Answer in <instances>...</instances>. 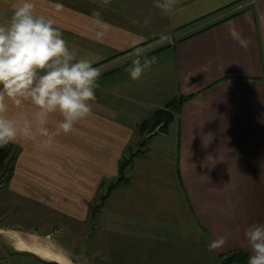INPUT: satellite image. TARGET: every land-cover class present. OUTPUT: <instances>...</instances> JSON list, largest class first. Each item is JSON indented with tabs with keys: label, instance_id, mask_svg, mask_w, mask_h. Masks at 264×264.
Masks as SVG:
<instances>
[{
	"label": "crops",
	"instance_id": "obj_1",
	"mask_svg": "<svg viewBox=\"0 0 264 264\" xmlns=\"http://www.w3.org/2000/svg\"><path fill=\"white\" fill-rule=\"evenodd\" d=\"M34 2V11L55 21L70 48L96 58L95 66L105 71L92 114L71 133L12 143V159L0 167V216L10 209L25 215L30 201L62 215L63 202L72 201L68 214L88 217L87 202L117 177L120 159L142 138L138 124L168 101L190 96L167 131L149 137L145 151L126 168L127 179L107 198L117 194L114 214L127 216L121 206L133 208L142 224L134 230L120 222L109 231L105 220L104 248L114 256L124 234L126 248L166 243L173 250L166 259L150 263L144 257L136 264H190L187 248L195 231L194 245L213 263L233 249L249 254L244 230L264 223V0H177L168 14L153 0ZM17 3L0 0V24H7ZM93 10L107 24L103 42L95 39L100 28ZM204 16L209 17L176 30ZM137 41L154 63L133 81L128 67ZM32 111L13 105L8 115L22 118ZM59 119L50 115L49 127ZM160 223L168 229L159 230ZM11 232L27 229L0 220V264H43L30 259V243ZM221 235H227L226 244L209 251L208 243Z\"/></svg>",
	"mask_w": 264,
	"mask_h": 264
},
{
	"label": "clouds",
	"instance_id": "obj_2",
	"mask_svg": "<svg viewBox=\"0 0 264 264\" xmlns=\"http://www.w3.org/2000/svg\"><path fill=\"white\" fill-rule=\"evenodd\" d=\"M110 2L103 0L105 5ZM153 3L168 14L177 0ZM34 9V0H19L7 24H0V148L20 138L50 140L61 133L69 134L77 122L92 114V102L96 100L95 90L102 75L101 68L95 66L97 59L80 56L76 48L68 46L55 21ZM92 19L100 28L95 39L103 42L107 24L98 10H93ZM139 43L131 45L128 74L133 81L154 63V59L146 58V49ZM13 105H28L34 111L30 116L11 117L8 112ZM52 114L61 118L54 128L49 127ZM244 237L250 249L247 264H264V223L249 225ZM227 239V235H221L211 240L208 250L223 247Z\"/></svg>",
	"mask_w": 264,
	"mask_h": 264
},
{
	"label": "rangeland",
	"instance_id": "obj_3",
	"mask_svg": "<svg viewBox=\"0 0 264 264\" xmlns=\"http://www.w3.org/2000/svg\"><path fill=\"white\" fill-rule=\"evenodd\" d=\"M104 71L102 70V72ZM106 185L107 184H104V188L96 192L92 200L87 202V205L98 203L99 197L106 190ZM145 187L151 190L150 185H145ZM116 197L117 194L113 195L108 200L106 199L107 202L105 201V205L96 217L91 219L89 217L83 218L82 216L76 219V217L68 214L71 213L75 205V202L72 201L63 202L62 211H64V213L62 215H59V212L50 208V206H45L41 202L30 201V203H28V211L25 215L19 212L15 213L10 209V212L6 210L7 212L5 214H1L0 220L4 223L27 229V232H11L9 234H16L30 243L26 244L31 246L36 244L40 246L38 248L59 255L74 264H136L140 261L139 259L142 260L144 257L149 259V262L152 263L153 260L157 258H168L170 256V251L173 252V250L168 249L166 243L160 245L158 243H152L149 247H140L144 249L137 247L135 250L132 247L126 248L127 243L124 234H122L123 244H121L123 248L116 249L114 251V256H112V249H110V251L107 250L108 253H106L104 238L107 239V241L109 238L108 236L106 238L103 234L105 220L107 222V230L109 229V231L113 225L120 222L131 223L132 225L129 226V228L134 230L135 227L141 226L142 224L140 218L136 219L137 217L135 216L133 208L121 206V211L127 216L114 214L113 205H118ZM50 203L54 204V202ZM84 208H86V206ZM84 214L85 210L83 212V215ZM132 221L138 222L134 223ZM160 224L159 230L164 231L168 229V226L164 223ZM110 234L114 240H117L115 233ZM190 236L191 244L190 247L187 248L190 264H219V260H216L217 258L213 263V260H210V257L206 255L204 249L194 245L195 240L198 238V236L195 235V231L190 232ZM13 240L16 243V240ZM19 242L21 241L19 240ZM28 255L31 256L29 257L26 255L30 259L35 257L40 260L38 262L43 264H58L57 262L38 257L33 253H28ZM24 262L25 264L27 263V261Z\"/></svg>",
	"mask_w": 264,
	"mask_h": 264
},
{
	"label": "trees",
	"instance_id": "obj_4",
	"mask_svg": "<svg viewBox=\"0 0 264 264\" xmlns=\"http://www.w3.org/2000/svg\"><path fill=\"white\" fill-rule=\"evenodd\" d=\"M233 4V3H232ZM230 4V5H232ZM229 7V6H228ZM215 13V12H214ZM239 13L236 12L234 14H231L230 16L224 17L221 20L224 21L225 19L232 17L234 15H237ZM209 15V14H208ZM212 15V14H211ZM209 16H204L202 18H199L198 20H195L194 22H191L190 24L181 26L177 28L176 30L182 29L184 27H187L188 25H191L193 23H197L199 21H202L203 19L207 18ZM220 20V21H221ZM218 22V21H216ZM216 22L211 24H205L203 27H200L189 34H186L180 38H178L176 41L186 39L188 37H191L195 35L196 33L214 25ZM162 50V48H159L157 51ZM190 96H179L177 98H174L170 101H168L163 107L156 109L149 117L142 120L138 126H137V132L142 137L140 141L136 144L134 148H128L126 151V154L120 159L119 165H118V173L117 177L109 182L105 188L106 190L101 194V196L98 199V203H91L88 204V217L91 219L93 217H96V215L99 213V211L104 206V203L106 199L110 196L111 192L122 182H124L126 177V168L131 163L132 159L135 155L139 153H143L146 149L147 141L151 135H154L158 132H166L170 123H172L176 115L179 114L182 105L185 103V101ZM14 150V146L12 143L8 144L7 146L0 148V167L4 165V160L9 157V160L12 159L11 152ZM102 188H104V183L102 184ZM249 254L244 253L240 249H233L229 252L222 253L219 255V264H247V257Z\"/></svg>",
	"mask_w": 264,
	"mask_h": 264
},
{
	"label": "bare ground",
	"instance_id": "obj_5",
	"mask_svg": "<svg viewBox=\"0 0 264 264\" xmlns=\"http://www.w3.org/2000/svg\"><path fill=\"white\" fill-rule=\"evenodd\" d=\"M25 248H26V250L34 252L35 254H37L38 256H40L42 258L57 262L58 264H74V263L64 259L63 257H61L59 255L52 254L46 250L44 251V250H42L40 248H36L34 246H27Z\"/></svg>",
	"mask_w": 264,
	"mask_h": 264
}]
</instances>
